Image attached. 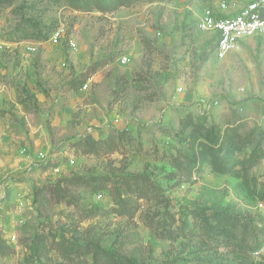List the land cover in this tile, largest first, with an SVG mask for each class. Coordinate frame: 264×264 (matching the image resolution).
Masks as SVG:
<instances>
[{
	"label": "rangeland",
	"instance_id": "obj_1",
	"mask_svg": "<svg viewBox=\"0 0 264 264\" xmlns=\"http://www.w3.org/2000/svg\"><path fill=\"white\" fill-rule=\"evenodd\" d=\"M218 1L0 0V264H264V40L218 59Z\"/></svg>",
	"mask_w": 264,
	"mask_h": 264
},
{
	"label": "built area",
	"instance_id": "obj_2",
	"mask_svg": "<svg viewBox=\"0 0 264 264\" xmlns=\"http://www.w3.org/2000/svg\"><path fill=\"white\" fill-rule=\"evenodd\" d=\"M199 28L216 35V56L225 59L250 38L264 40V0H219L199 18ZM60 33L54 36L58 41ZM128 58L123 59V64Z\"/></svg>",
	"mask_w": 264,
	"mask_h": 264
},
{
	"label": "trees",
	"instance_id": "obj_3",
	"mask_svg": "<svg viewBox=\"0 0 264 264\" xmlns=\"http://www.w3.org/2000/svg\"><path fill=\"white\" fill-rule=\"evenodd\" d=\"M119 4H121V3H115L113 1H111L109 3V5L97 4V6H98V9L102 12H114L118 9ZM107 140L110 142V141H115L116 139H115V136H110L109 139H107ZM93 149H95V143L94 142L92 143V146H91V150H93ZM91 150L88 151V153L91 152ZM73 181H74L73 183H80L82 181V179H81V177L77 176V177H75V179ZM142 182H143V179H142V177H140L139 179H137L136 185L141 188V191H142V189H144L143 192L147 193L148 189L142 187V184L144 183V182L143 183ZM108 260H110V263L112 262V264H120V262L115 260L113 257L108 258Z\"/></svg>",
	"mask_w": 264,
	"mask_h": 264
}]
</instances>
